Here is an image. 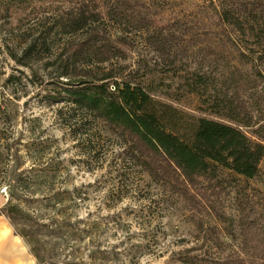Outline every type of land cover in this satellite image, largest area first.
Wrapping results in <instances>:
<instances>
[{
	"label": "rangeland",
	"instance_id": "rangeland-1",
	"mask_svg": "<svg viewBox=\"0 0 264 264\" xmlns=\"http://www.w3.org/2000/svg\"><path fill=\"white\" fill-rule=\"evenodd\" d=\"M28 1L0 9V215L31 264H263L264 159L255 179L218 165L184 199L59 84L112 75L264 134V0H88L99 20L74 35L72 4Z\"/></svg>",
	"mask_w": 264,
	"mask_h": 264
},
{
	"label": "trees",
	"instance_id": "trees-1",
	"mask_svg": "<svg viewBox=\"0 0 264 264\" xmlns=\"http://www.w3.org/2000/svg\"><path fill=\"white\" fill-rule=\"evenodd\" d=\"M58 1L72 4L59 20L66 35L84 32L90 22L99 20L100 14L93 13L96 7L91 9L88 0ZM28 2L0 0V9L24 7ZM91 45L87 47L89 50ZM38 47L36 40L27 53L34 55ZM98 51L94 47L96 54ZM65 76L68 75L62 77ZM112 78L107 75L95 80H69L59 86L66 102L88 111L123 137L129 145L127 154L135 165L169 192L191 199L190 187L214 176L218 165L246 179L259 175L264 159L261 128L250 137L238 125L206 117L189 118L174 106L155 99L144 86L125 80H116L111 85L108 80ZM205 262L203 257L182 259V264Z\"/></svg>",
	"mask_w": 264,
	"mask_h": 264
},
{
	"label": "crops",
	"instance_id": "crops-1",
	"mask_svg": "<svg viewBox=\"0 0 264 264\" xmlns=\"http://www.w3.org/2000/svg\"><path fill=\"white\" fill-rule=\"evenodd\" d=\"M10 221L0 215V264H31Z\"/></svg>",
	"mask_w": 264,
	"mask_h": 264
}]
</instances>
